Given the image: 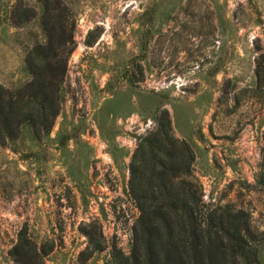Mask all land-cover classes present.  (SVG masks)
<instances>
[{
    "label": "rangeland",
    "instance_id": "1",
    "mask_svg": "<svg viewBox=\"0 0 264 264\" xmlns=\"http://www.w3.org/2000/svg\"><path fill=\"white\" fill-rule=\"evenodd\" d=\"M46 1L74 50L53 126L0 138V264H15L23 228L53 247L44 264H148L128 166L164 108L194 148L202 203L250 213L264 264V0ZM44 13L40 0H0V120L33 77Z\"/></svg>",
    "mask_w": 264,
    "mask_h": 264
},
{
    "label": "trees",
    "instance_id": "2",
    "mask_svg": "<svg viewBox=\"0 0 264 264\" xmlns=\"http://www.w3.org/2000/svg\"><path fill=\"white\" fill-rule=\"evenodd\" d=\"M40 1L45 5L42 25L47 40L28 54L32 79L11 92L6 101L9 110L0 120L3 140L13 139L19 125L26 123L37 132H47L60 113L61 85L74 41L60 18L59 32L48 27L49 3ZM157 122L155 130L140 137L128 166L129 194L138 201L141 212L142 231L137 239L148 264H259L260 249L250 213L230 204L206 208L201 185L195 182L194 148L175 135L167 108ZM256 183L264 191V147ZM52 250L39 249L23 228L10 255L15 264H44Z\"/></svg>",
    "mask_w": 264,
    "mask_h": 264
}]
</instances>
